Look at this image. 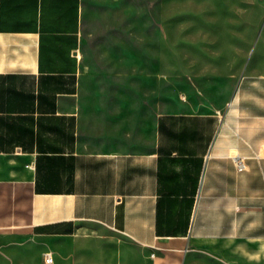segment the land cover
Returning <instances> with one entry per match:
<instances>
[{
	"label": "crops",
	"instance_id": "obj_1",
	"mask_svg": "<svg viewBox=\"0 0 264 264\" xmlns=\"http://www.w3.org/2000/svg\"><path fill=\"white\" fill-rule=\"evenodd\" d=\"M250 1L0 0V249L96 224L150 264H264Z\"/></svg>",
	"mask_w": 264,
	"mask_h": 264
},
{
	"label": "rangeland",
	"instance_id": "obj_2",
	"mask_svg": "<svg viewBox=\"0 0 264 264\" xmlns=\"http://www.w3.org/2000/svg\"><path fill=\"white\" fill-rule=\"evenodd\" d=\"M244 12L250 14L253 43L262 31L257 58L252 64L253 72L264 71V0L246 3ZM263 46V47H262ZM179 59L173 58L174 66ZM174 77V76H173ZM173 83L174 98L178 89ZM211 241H194L186 245L179 264H227L217 258V251ZM49 252L54 257L53 264H150L154 252L134 243L125 236L96 224H86L65 239H29L8 241L0 249L5 264H45L44 256Z\"/></svg>",
	"mask_w": 264,
	"mask_h": 264
},
{
	"label": "built area",
	"instance_id": "obj_3",
	"mask_svg": "<svg viewBox=\"0 0 264 264\" xmlns=\"http://www.w3.org/2000/svg\"><path fill=\"white\" fill-rule=\"evenodd\" d=\"M241 167H242V163L238 160L237 161V168H241ZM44 263H46V264L52 263V256L50 253L45 254Z\"/></svg>",
	"mask_w": 264,
	"mask_h": 264
}]
</instances>
